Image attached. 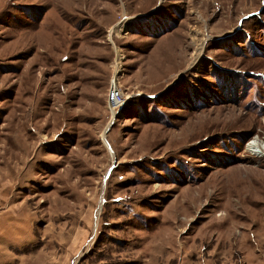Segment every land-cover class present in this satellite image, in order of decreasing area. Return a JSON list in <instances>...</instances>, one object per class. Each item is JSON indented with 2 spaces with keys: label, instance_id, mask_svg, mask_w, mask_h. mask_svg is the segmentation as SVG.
Returning <instances> with one entry per match:
<instances>
[{
  "label": "rangeland",
  "instance_id": "1",
  "mask_svg": "<svg viewBox=\"0 0 264 264\" xmlns=\"http://www.w3.org/2000/svg\"><path fill=\"white\" fill-rule=\"evenodd\" d=\"M252 138L264 0H0L2 264H264Z\"/></svg>",
  "mask_w": 264,
  "mask_h": 264
},
{
  "label": "built area",
  "instance_id": "2",
  "mask_svg": "<svg viewBox=\"0 0 264 264\" xmlns=\"http://www.w3.org/2000/svg\"><path fill=\"white\" fill-rule=\"evenodd\" d=\"M122 99V89L119 84L114 81L110 82V87L107 92L108 105L112 109H116L120 106Z\"/></svg>",
  "mask_w": 264,
  "mask_h": 264
},
{
  "label": "bare ground",
  "instance_id": "3",
  "mask_svg": "<svg viewBox=\"0 0 264 264\" xmlns=\"http://www.w3.org/2000/svg\"><path fill=\"white\" fill-rule=\"evenodd\" d=\"M247 145V150L258 157L264 156V142L259 141L257 138H252Z\"/></svg>",
  "mask_w": 264,
  "mask_h": 264
},
{
  "label": "crops",
  "instance_id": "4",
  "mask_svg": "<svg viewBox=\"0 0 264 264\" xmlns=\"http://www.w3.org/2000/svg\"><path fill=\"white\" fill-rule=\"evenodd\" d=\"M0 232H2V233H4V237L7 239V243L9 242V237H10V235H9V229H8V227H6V226H1L0 225ZM3 260H1V258H0V264H2V263H4V262H2ZM8 262V264H14L13 262L15 261V258L14 257H8V259H5V262Z\"/></svg>",
  "mask_w": 264,
  "mask_h": 264
}]
</instances>
